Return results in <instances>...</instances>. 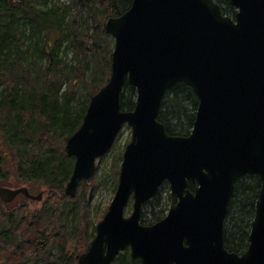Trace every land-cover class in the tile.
<instances>
[{"label":"water","instance_id":"water-1","mask_svg":"<svg viewBox=\"0 0 264 264\" xmlns=\"http://www.w3.org/2000/svg\"><path fill=\"white\" fill-rule=\"evenodd\" d=\"M228 1L234 17L215 0H133L105 21L115 40L111 76L67 140L75 163L65 195L75 197L95 175L124 125L132 136L114 197L79 264H112L127 248L143 264H264V0ZM126 81L137 91L129 111L121 107ZM179 82L198 97L186 136L169 134L158 119ZM247 174L259 177L261 189L248 248L237 253L225 246V221L235 183ZM164 182L169 211L143 224V206ZM19 193L43 195L0 186L4 202Z\"/></svg>","mask_w":264,"mask_h":264},{"label":"trees","instance_id":"trees-1","mask_svg":"<svg viewBox=\"0 0 264 264\" xmlns=\"http://www.w3.org/2000/svg\"><path fill=\"white\" fill-rule=\"evenodd\" d=\"M132 1L0 0V186H12L15 180L41 184L51 197L39 207L25 197L13 208L0 200V264H78V255L95 236L104 213L91 219L88 195L101 177L97 172L80 184L75 198H67L64 189L74 158L66 143L81 126L91 97L110 77L114 39L105 20L121 15ZM216 1L225 14L235 15L228 0ZM136 96L126 81L122 109L133 110ZM197 107L193 89L179 82L167 90L158 119L169 134L186 136ZM121 160L122 155L110 171L114 190ZM165 189L167 183L144 204L142 223L165 217L171 203ZM260 189L257 175L237 179L225 221L228 250L248 248ZM63 223L66 228L57 230ZM113 264L143 262L127 248Z\"/></svg>","mask_w":264,"mask_h":264},{"label":"rangeland","instance_id":"rangeland-1","mask_svg":"<svg viewBox=\"0 0 264 264\" xmlns=\"http://www.w3.org/2000/svg\"><path fill=\"white\" fill-rule=\"evenodd\" d=\"M131 140V129L127 125L124 126L122 129L120 135L117 138L115 146L102 158L98 160V173L97 175L101 177V180L99 184L94 188L95 192L91 195L89 194L90 199V208H91V219L95 221V215L96 214H102L107 210L108 205L110 204L114 193H115V184L114 181L110 175V171L115 167L117 163V159L119 156L123 155V152L125 150L126 145ZM121 162L118 164L120 165ZM14 185L10 187H19L22 185H27L31 187V191L33 193H38L40 190L44 188L43 185H35L33 183H25V182H17L14 181ZM93 191V187L90 186V192ZM164 194H169L170 196V188L168 186V189L164 190ZM24 196H18L12 203L10 204V207L13 208L15 206H18L23 201ZM51 197H48L47 195L44 196V198L41 201H37L38 207L43 205V202L46 201L50 203L47 199ZM69 198V197H68ZM71 199V198H69ZM52 202H54V199H52ZM32 206H36V203L29 202ZM131 209H129L130 212ZM128 212V213H129ZM83 245V243H79V246Z\"/></svg>","mask_w":264,"mask_h":264},{"label":"bare ground","instance_id":"bare-ground-1","mask_svg":"<svg viewBox=\"0 0 264 264\" xmlns=\"http://www.w3.org/2000/svg\"><path fill=\"white\" fill-rule=\"evenodd\" d=\"M118 181H119V174H118ZM117 186H118V182H117V184H116V189H117ZM132 204H133V201L130 200L129 203H128V205H127V207H126V210L131 209V208H132ZM143 208H144V206H143ZM105 212H106V211H105ZM105 212H104V213H105ZM64 224H65V223H63L62 226L57 227V230H61V231H62L63 229H65L66 227H65Z\"/></svg>","mask_w":264,"mask_h":264},{"label":"flooded vegetation","instance_id":"flooded-vegetation-1","mask_svg":"<svg viewBox=\"0 0 264 264\" xmlns=\"http://www.w3.org/2000/svg\"><path fill=\"white\" fill-rule=\"evenodd\" d=\"M41 191H44V195H43V197L45 196V195H47L48 197H50V194H49V189L48 188H44V189H42ZM24 196L25 198L27 197V196H25V195H23V194H19L18 196ZM17 196V197H18ZM32 199V198H30V197H27V199Z\"/></svg>","mask_w":264,"mask_h":264}]
</instances>
